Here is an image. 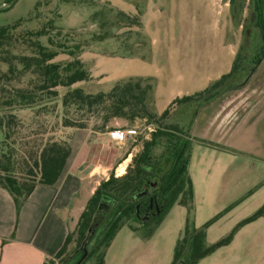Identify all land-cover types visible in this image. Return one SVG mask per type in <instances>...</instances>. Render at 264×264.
<instances>
[{"label": "trees", "instance_id": "16d2710c", "mask_svg": "<svg viewBox=\"0 0 264 264\" xmlns=\"http://www.w3.org/2000/svg\"><path fill=\"white\" fill-rule=\"evenodd\" d=\"M76 2L62 1L63 5L76 7L80 13L82 8L86 9L85 13L94 10L93 21L98 28L92 37L98 48L120 58L152 61V42L142 21L147 2L134 1V14L113 6L109 1L100 5L89 0ZM229 3L234 25L243 27L245 37L231 71L202 91L176 98L162 114L156 107V77L129 76L116 81L109 92L89 93L76 87V84L91 79L80 57L84 45L70 46L73 39L68 35L63 43L56 41L46 34L45 29L28 31V36L36 38L32 41L35 55H23L19 60L28 70L34 67L33 74L40 78V83L32 88L8 90L7 97L0 99V132L4 136L0 141V187L13 196L18 216L37 185L54 187L63 176L72 155L69 139L61 136L63 129H87L91 117L96 116L103 119V129L114 119L130 122L145 119L157 127L152 138L143 143L142 151L134 156L133 165L126 174L117 176L111 173L108 179L100 182L76 229L68 234L55 260L62 259L63 264H68L70 258L77 257L74 263L77 264L84 255L81 248H86L88 254L81 264L92 257L97 258V264H105L107 251L120 230L128 226L138 231L134 223L141 220L139 209L146 200H139L138 195L155 179H160L157 194L165 208L158 218L177 204L187 207L192 204L193 183L189 165L194 119L201 108L230 91L244 88L264 60V0H229ZM247 9L248 15L244 17ZM19 26L18 23L0 26V63L11 64L7 50L12 46L13 31ZM44 36H49L48 45L39 40ZM124 36L126 38L121 40ZM133 38L135 40L131 41ZM251 47L255 49L252 54L247 49ZM61 54L71 59L55 61ZM59 87L66 89L62 96ZM39 92L41 97L37 95ZM43 93L49 100L60 99L56 101L60 106L42 102ZM170 115H177L174 122L163 124ZM260 218H264V205L213 244L206 242V226L187 231L177 242L173 264H197L230 245L241 228ZM75 235L77 249L67 256ZM152 235L151 231L146 238ZM189 245L191 252L186 257ZM55 260L44 264H54Z\"/></svg>", "mask_w": 264, "mask_h": 264}, {"label": "rangeland", "instance_id": "374dc122", "mask_svg": "<svg viewBox=\"0 0 264 264\" xmlns=\"http://www.w3.org/2000/svg\"><path fill=\"white\" fill-rule=\"evenodd\" d=\"M62 1L0 0V26L20 24L19 28L13 31L12 46L7 50L10 52L11 64L0 63V99L7 97L8 90L32 88L40 83V78L33 74L34 67L28 70L19 60L23 55H35L32 45L36 38L27 35L29 30L35 32L45 29L46 34L61 43L68 35L73 39L69 42L70 46L84 45L80 57L89 70L91 79L76 84V87H81L89 93L109 92L114 86L115 79L124 73L150 72L152 68L153 71L156 68L138 59H119L112 52L105 53L104 49L97 47L92 37L98 28L93 21L94 10L85 13L86 9L82 8L80 13L76 7L63 5ZM75 1L80 2V0ZM89 1L98 5L109 1L113 6L119 5L122 8H129V4H133L134 1L147 2L146 12L147 4L151 0ZM153 5V9L160 10V13L156 10L151 13V22L160 23L155 24L153 34L157 35L164 31L167 35L176 31V35L195 36L196 43L189 45L195 56L190 55L187 61L200 72L203 70L208 72L209 77H218L227 65L232 63V57L244 43L243 27L234 25L229 0H175L173 3L175 15L172 13L171 0H154ZM247 15L248 9L244 17ZM157 16L158 20H155ZM173 16L177 21L183 19L180 22L183 25L168 26L167 20L172 21ZM192 16L196 19L195 26L192 25L194 20H191ZM49 36L40 37L39 40L42 44L48 45ZM125 38L124 36L120 39ZM134 40L133 38L131 41ZM177 46L188 47L184 44ZM247 49L251 54L255 50L254 47ZM209 51L212 53V60H204L200 55L204 52L208 54ZM69 59L71 58L68 55L61 54L55 61ZM205 63H210L211 66L205 68ZM9 70L12 71L11 74L8 73ZM190 86L192 85L188 87ZM65 91L63 87H59L61 96ZM174 94H179L177 88L162 92L165 99L168 95ZM37 95L41 97L40 92ZM220 98L211 102L212 105L215 106ZM56 101L60 99L49 100L43 93L42 102L48 105L56 104L59 107L60 103ZM259 103L261 107H257L258 104L254 103L256 106L254 110L243 113L246 117L243 118L242 115L240 122L234 121L226 134L225 131L220 132L213 126L211 129L194 128L192 135L197 139L192 144L189 165V175L193 183L192 204L189 207L177 204L161 218L148 220L147 224H142L144 222L141 220L134 223L138 227L137 232L125 226L108 249L105 264H173L177 241L183 238L187 231L192 232L206 226V242L213 244L226 237L242 220L241 217L255 212L254 208L261 200L262 194L259 193L261 190L264 191V111L262 109L264 101ZM248 105L247 102L245 106ZM239 113L242 111L240 110ZM176 117L177 115L174 117L170 115L163 124L173 123ZM183 119L184 115H182ZM102 120L97 116L91 117L87 129L67 128L61 131V136L69 139L72 147L70 158L72 168L78 166L82 162L81 159L90 156L87 159L88 171L84 172V176L93 171L91 181L94 186L97 182L109 178L111 173L119 176L126 174L133 165L134 156L142 151L143 143L150 140L152 133L157 129L145 119H137L133 122L114 119L103 129ZM131 129L136 133L128 140L116 141L110 136L114 130ZM210 137H217L220 141H209ZM3 138L0 132V141ZM97 152L99 156H96ZM106 163L112 166L105 172ZM260 181L261 187L255 188L253 183ZM209 223L210 225L207 226ZM233 223L235 224L232 226ZM151 231L154 237L149 240L146 237ZM76 239L77 235L69 246L67 256H71L76 251ZM256 256L257 254L254 255L255 259ZM77 259V257L70 258L68 264H74ZM54 264H63L62 259H56ZM85 264H97V258L92 257ZM257 264H264V247L258 250Z\"/></svg>", "mask_w": 264, "mask_h": 264}, {"label": "crops", "instance_id": "0c3cea01", "mask_svg": "<svg viewBox=\"0 0 264 264\" xmlns=\"http://www.w3.org/2000/svg\"><path fill=\"white\" fill-rule=\"evenodd\" d=\"M173 3L175 0H171L172 13L175 15ZM153 4L154 0H151L147 4V11L142 16L144 29L152 42V61L147 62L138 58H117L138 59L156 68L154 71L152 68L150 72L124 73L117 77L114 83L134 75L156 77V107L158 113L162 114L176 98L202 91L213 81L229 73L237 52L232 57V63H229L218 77H209L210 74L205 70L200 72L187 61L190 59V55L195 56V52L189 48V45L196 43L195 36L176 35V31L173 34L167 33V35L164 34V31L157 35L153 34V29L160 24L158 21L151 22V13L156 10L155 7V9L152 8ZM117 7L127 13H136L135 5L132 3L129 4V8H122L119 5ZM156 12L160 13V10L158 9ZM174 18L175 16H173L172 21L170 19L167 20L168 22L166 21L168 26L170 24L176 27L183 25L180 24L183 19L177 21ZM192 19H194L192 25L195 26L194 21L196 19L193 16ZM155 20H158V16ZM182 44L188 45V47L177 46ZM200 56H203L204 60H212L210 51L208 54L204 52ZM206 66H211V64L205 63L204 67L207 68ZM189 85L192 86L188 87ZM171 88H177L179 94L168 95L165 99L162 92L165 90L167 92ZM263 101L264 60L244 88L235 90V92L230 91L223 95L219 101H216L218 103L215 106L210 103L199 110L190 134L193 143L197 139L192 135L194 128L203 129L207 127L211 129L213 126L218 128L220 132L225 131L226 134L227 129L232 126L234 121L240 122L243 113H250L256 107L255 104H258V107L260 106L259 102ZM247 102L249 105L245 106ZM262 109L264 111V107ZM240 110L242 113H239ZM245 117L243 115V118ZM209 141L217 142L220 140L217 137H210ZM94 147L96 146L94 145ZM98 154L97 152L96 156H99ZM87 159H81L82 162L73 167L74 169L71 167L69 159L64 174L56 186L37 185L23 205L19 216L13 196L6 189L0 187V264H44L47 261L55 260V256L63 247L68 234L76 229L89 199L100 184L97 182V185L94 186L91 181L93 171L84 176V172L88 171L87 168L89 167ZM111 166L112 164L106 163L105 172L110 170ZM260 183L261 181L259 183L254 182L253 185L255 188L261 187ZM259 195H261V200L255 206V212L264 205V191L261 190ZM251 215L247 213L241 219L244 220ZM153 237L154 235L148 239L152 240ZM262 247H264V218L244 226L230 245L217 250L197 264H255V262L257 264L258 250ZM190 252L191 246L189 245L185 251L186 257L190 255ZM255 254H257L256 259L254 258Z\"/></svg>", "mask_w": 264, "mask_h": 264}, {"label": "flooded vegetation", "instance_id": "af4514ba", "mask_svg": "<svg viewBox=\"0 0 264 264\" xmlns=\"http://www.w3.org/2000/svg\"><path fill=\"white\" fill-rule=\"evenodd\" d=\"M156 182H158V184L155 188H153L152 185L155 184ZM159 186H160V179H155L154 181H152V183L149 185L148 188H145L138 195L139 200L143 198L146 199L141 204V207L143 205V208L139 209V213H141L139 217L142 222L159 217L165 210L164 204L157 194V190L159 189ZM138 208H140V205L138 206Z\"/></svg>", "mask_w": 264, "mask_h": 264}, {"label": "built area", "instance_id": "2783aa9c", "mask_svg": "<svg viewBox=\"0 0 264 264\" xmlns=\"http://www.w3.org/2000/svg\"><path fill=\"white\" fill-rule=\"evenodd\" d=\"M136 132L134 130H114L110 133V136L113 140L124 141L128 140L129 137H132ZM118 171V169L116 170ZM119 176V174H116Z\"/></svg>", "mask_w": 264, "mask_h": 264}, {"label": "water", "instance_id": "95a60500", "mask_svg": "<svg viewBox=\"0 0 264 264\" xmlns=\"http://www.w3.org/2000/svg\"><path fill=\"white\" fill-rule=\"evenodd\" d=\"M157 184H158V182H156L155 184H153L152 187L155 188V187L157 186ZM145 193H147V192H145ZM145 193H144V194H145ZM81 250L84 251V255L81 257V259L78 261L77 264H81V262L85 259V257H86L87 254H88V251H87L86 248H81Z\"/></svg>", "mask_w": 264, "mask_h": 264}]
</instances>
